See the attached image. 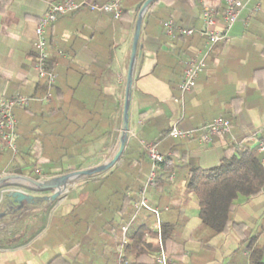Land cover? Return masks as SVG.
Listing matches in <instances>:
<instances>
[{
	"label": "crops",
	"instance_id": "obj_1",
	"mask_svg": "<svg viewBox=\"0 0 264 264\" xmlns=\"http://www.w3.org/2000/svg\"><path fill=\"white\" fill-rule=\"evenodd\" d=\"M60 1L0 0V100L31 98L26 108L14 109L17 154L0 151V177L37 181L40 176L51 179L106 162L117 146L131 75L123 150L128 156L98 176L72 181L55 200H50L54 191L31 192L19 180L14 187L33 196L34 203H11L10 186H0V231L8 239L11 234L19 239L0 247V264L122 263L124 248L121 258L116 256L122 228L128 227L124 236L128 244L132 230L144 226L151 232L155 226V218L144 210L135 225L114 213L122 196H132L148 176L149 163L139 155L141 142L156 144L168 162L167 171L160 170L159 181L148 188L146 200L158 208L161 224L171 231L167 244L171 264H248L249 240L258 236L257 245L264 241V191L254 198H238L223 233L206 240L207 235L200 233L196 199L186 186L190 166L210 169L231 144L254 147L264 141V0L246 1L228 41L215 46L205 70L183 97L178 86L185 63L202 54L206 39L198 34L168 38L163 23L174 20L183 28L201 30L202 12L209 7L216 12L220 30L222 0L153 2L143 14L133 61L136 7L146 0H122L118 20L84 5L59 17L45 33L47 64L55 83L50 102L42 103L47 85L34 69V31L48 5ZM72 1L103 5L113 0ZM216 119L230 123L229 135L214 136L209 143H200L197 135L190 140L167 136L172 126L192 130ZM101 175L109 177L94 192V180ZM128 186L133 187L127 190ZM103 210L108 214L102 218ZM46 214L54 224L39 231ZM73 215L77 220L70 219ZM104 236L107 242L100 239ZM145 243L151 249L142 260L154 264L156 246L152 240Z\"/></svg>",
	"mask_w": 264,
	"mask_h": 264
},
{
	"label": "built area",
	"instance_id": "obj_2",
	"mask_svg": "<svg viewBox=\"0 0 264 264\" xmlns=\"http://www.w3.org/2000/svg\"><path fill=\"white\" fill-rule=\"evenodd\" d=\"M246 1L248 0H222L223 11L221 18L222 26L220 30L216 29V12L213 8L209 7L204 8L202 12L203 28L201 30L183 28L176 24L174 20H168L163 23V33L168 38H175L176 36L189 37L198 34L206 39L205 48L202 54L198 58H190L185 63L182 80L178 86L181 97L193 89L199 74L205 70L207 66V58L215 46L228 41L229 31L242 12ZM121 2L122 0H113L103 5H86L83 3L76 4L72 0H63L48 5L46 12L36 24L34 31L35 42L33 46V54L35 57L34 69L38 79L45 81L47 85V90L44 96L40 99L42 103L50 102L52 97L51 90L55 83V74L47 64L49 58L45 35L47 29L55 23L59 17L69 15L79 10L84 5L93 12L111 14L115 20H118L121 15ZM30 101L31 98L19 95L9 99L0 100V151H10L13 155L17 154L15 143L17 122L14 115V109H24L29 105ZM230 133V123L224 119H216L192 130H181L176 126H172L168 130L167 136L178 140H190L194 139L197 135L200 143H209L214 136L229 135ZM140 145L146 152L151 167L148 176L142 185V189L138 193L137 201L133 203V208L135 210V215L144 210L155 218V226L153 230L144 235L146 242H151L152 240L156 246V250L152 254L153 263L171 264L162 243L160 211L158 208L149 206L146 200V192L148 188L156 185V175L159 165L165 161V157L157 152L156 144H144L141 142ZM256 149L259 153L264 154V141H259L256 144ZM37 181L43 182L45 181V178L40 176ZM127 230L128 227L122 228L123 240L121 247L118 250L119 259L122 256V248L125 244L124 236Z\"/></svg>",
	"mask_w": 264,
	"mask_h": 264
},
{
	"label": "trees",
	"instance_id": "obj_3",
	"mask_svg": "<svg viewBox=\"0 0 264 264\" xmlns=\"http://www.w3.org/2000/svg\"><path fill=\"white\" fill-rule=\"evenodd\" d=\"M121 16L122 13L120 18ZM139 151L141 158L144 161L147 160V163H149L150 170L151 163L146 152H143L142 148H139ZM67 156L69 158L72 157L71 154H67ZM127 156L128 153L126 150L116 163V167L119 162H124ZM167 164V158L165 157V161L159 165L158 172L160 170L167 171ZM157 175L156 183L159 181ZM187 175L188 182L186 191L191 193L196 199L199 211L198 217L201 222L200 233H205L207 235L206 240H209L223 233L226 229L230 221L232 209L238 198H254L264 191V154L259 153L256 146L251 147L248 143H241L239 145L231 144L224 150L223 157L217 166L207 170L190 166ZM102 176L94 180L96 184V188L93 189L94 192L100 189L103 186L104 180L109 177V175L104 178ZM132 187L128 186L127 190ZM141 189L142 186L135 191L133 190L132 196H122L121 207L114 213H120L123 216V221L129 220L133 215V211L135 212L131 207L137 201V194ZM84 205H87V202ZM99 213L102 214L101 211ZM112 221L111 219L110 222ZM232 225L238 226L236 224ZM168 228V226L161 224L163 247L168 258L171 259L172 256L167 249V244L172 241L171 231ZM148 232L149 230L144 226H139L136 230L130 232L128 236L129 243L123 245L126 256L124 260L123 258L120 259L121 262L125 261L126 264H147L142 258L151 249L150 244L145 243L144 235ZM13 235L11 234V239H8L6 233L0 231V247H7L19 242V239L13 237ZM257 237L250 239L247 243L248 264H264V241L257 245ZM120 241L121 239L119 238ZM127 256L131 257L132 260L127 262ZM123 262L120 264H123Z\"/></svg>",
	"mask_w": 264,
	"mask_h": 264
},
{
	"label": "water",
	"instance_id": "obj_4",
	"mask_svg": "<svg viewBox=\"0 0 264 264\" xmlns=\"http://www.w3.org/2000/svg\"><path fill=\"white\" fill-rule=\"evenodd\" d=\"M155 1L157 0H146L145 2H143L142 4L136 7V11L138 12V19L136 23V29H135L133 45H132V52H131L132 61L136 54V46L140 34L143 14L146 12L148 7ZM131 84H132L131 75H129L127 80L126 100L124 104L123 120H122L120 135L118 138L115 151L106 162L95 168L75 171L67 175L51 180H46L43 182H38L34 179L22 177V176H4V177H0V186H4V185H8L10 187L18 186L19 185L18 183L11 180L14 179L21 180L26 183V184H22L23 189H26L28 191L31 192L54 191V194L51 196L50 200H55L62 194L63 191L62 188L67 187L68 184H70L72 181L83 177H93L102 174L108 171L109 169H111L112 167H114L122 156L128 138V99H129ZM9 182L10 184H8ZM8 197L11 199V203H18L19 205H23V203L25 202H28L30 204L34 203V197L28 195L26 192L21 190H12L11 192H9Z\"/></svg>",
	"mask_w": 264,
	"mask_h": 264
},
{
	"label": "rangeland",
	"instance_id": "obj_5",
	"mask_svg": "<svg viewBox=\"0 0 264 264\" xmlns=\"http://www.w3.org/2000/svg\"><path fill=\"white\" fill-rule=\"evenodd\" d=\"M80 170H83V169H80ZM77 171H79V170H77ZM75 172V171H74ZM70 173H72V172H70ZM68 174V173H67ZM67 174H64V175H67ZM64 175H61V176H64ZM61 176H58V177H61ZM96 176H98V175H96ZM58 177H55V178H58ZM50 178V177H49ZM49 178H46L45 179V181L46 180H51V179H55V178H51V179H49ZM88 178H93V177H83V178H81L80 180H86V179H88ZM17 188L16 187H10V190L12 191V190H16ZM108 213H104V210H103V212H102V214H101V217L103 218L104 216H106ZM47 215L48 214H46V216H45V218H44V220L40 223L41 224V226H40V229H39V231L40 230H42V228L43 227H47L48 228V230H49V228L50 227H52V225L54 224L53 222H54V219H53V217H49V218H47ZM136 216L137 215H135V212H133V215H132V217L130 218V221L129 222H131L133 225H135L136 223H137V221H138V219H136ZM47 218V219H46ZM70 219L71 220H77V218H76V216L75 215H73L72 217H70ZM76 225H77V223H76ZM82 225H83V223L82 224H80L79 226H77L78 228H81L82 227ZM46 228V229H47ZM38 231V230H37ZM38 233V232H37ZM46 235H48V233L47 234H45V236ZM121 235H122V237H123V234H117V237L118 236H120L121 237ZM48 236H50L51 237V235H48ZM103 236V235H102ZM44 237V236H43ZM55 237H56V235H54V239H55ZM48 239H50V238H48ZM98 239V238H97ZM100 239H103L104 241H106L107 239L109 240V238L108 237H105L104 236V238H100ZM97 242H98V240H96ZM113 241V240H112ZM100 242V241H99ZM107 242V241H106ZM118 243H120L119 242V240H118ZM119 250V249H118ZM118 250L116 251V256L118 255L119 256V254H118Z\"/></svg>",
	"mask_w": 264,
	"mask_h": 264
},
{
	"label": "bare ground",
	"instance_id": "obj_6",
	"mask_svg": "<svg viewBox=\"0 0 264 264\" xmlns=\"http://www.w3.org/2000/svg\"><path fill=\"white\" fill-rule=\"evenodd\" d=\"M11 181H14L15 182V181H19V180L14 179V180H11Z\"/></svg>",
	"mask_w": 264,
	"mask_h": 264
}]
</instances>
